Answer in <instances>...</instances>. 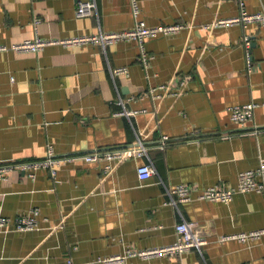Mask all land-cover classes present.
Returning a JSON list of instances; mask_svg holds the SVG:
<instances>
[{"label":"crops","instance_id":"1","mask_svg":"<svg viewBox=\"0 0 264 264\" xmlns=\"http://www.w3.org/2000/svg\"><path fill=\"white\" fill-rule=\"evenodd\" d=\"M249 12L264 0H243ZM91 15H75L76 0H0V43L62 39L117 31L134 23L130 0H95ZM149 26L184 23L148 37V65L134 39L98 45L48 44L38 51L0 53V163L143 146L144 155L107 162H63L53 178L37 169L0 179V216L39 210L38 227H0V264H64L127 247L150 249L175 239V224L196 223L207 243L180 255L130 257L119 264H264V233L240 241L220 237L264 229V192H236L228 203L199 199L166 203V187L231 185L264 158V24L203 28L239 13L238 0H137ZM35 19H38L35 22ZM251 39L248 71L242 37ZM127 66L128 74L111 68ZM164 84L166 89H159ZM156 87L153 94L150 88ZM121 98V104L116 101ZM254 102L243 126L227 107ZM136 111L117 114L122 109ZM255 130V131H254ZM154 168L139 178L137 166Z\"/></svg>","mask_w":264,"mask_h":264},{"label":"built area","instance_id":"2","mask_svg":"<svg viewBox=\"0 0 264 264\" xmlns=\"http://www.w3.org/2000/svg\"><path fill=\"white\" fill-rule=\"evenodd\" d=\"M239 1V13L232 18L215 19L209 23L202 25L203 28H211L214 26H223L230 23L247 26L251 23L264 24V10L249 12L244 8V1ZM131 11L134 17V23L130 28L117 31H98L90 34H78L62 39H44L41 37H33L23 39L22 41L12 44L0 43V53L3 51H38L48 44H61L63 46H80L86 44L98 45L105 49L120 40L134 39L138 42L140 51L138 54V61L142 66L148 65L150 55L146 52L143 41L148 37H156L159 35H167L180 31L185 27L184 23L174 22L170 24H160L149 26L138 19L140 8L137 0H130ZM96 8L95 0H76L75 15L78 17L91 15ZM38 19H35L37 22ZM242 43L245 49L246 68L251 71L254 68L250 49L251 39L245 34L242 37ZM112 75L128 74L127 66H116L111 68ZM159 89H166L162 84L158 85ZM156 87L150 88L149 92L153 94ZM121 104L122 99L116 101ZM255 103L250 101L242 104H234L227 107L229 118L234 123L243 126L247 121L253 117V110ZM136 111L122 109L117 112L121 115H131ZM255 131V130H254ZM145 149L143 146H124L105 150H94L88 153H75L60 155L55 153L52 146L48 144L43 156L29 160L14 161L8 163H0V179H5L7 172L17 170L24 172L29 177L33 178L37 169L46 170L53 178L56 177L59 166L66 161L84 159L89 162L106 161V167H110V163L116 160H124L135 156L144 155ZM137 175L139 178H149L154 174L153 166L148 163H141L137 166ZM264 192V158L260 157L255 167L241 170L237 173L236 182L231 185L214 184L208 185L201 189H196L186 183H177L175 185L166 187V203L175 204L180 201H186L191 198L193 192H196V197L199 199H207L212 201H219L228 203L236 192ZM39 210L37 208H30L26 213L16 215L14 217L0 216V227L4 228L11 226L15 231L25 232L36 229L38 227ZM196 223L193 221L180 220L175 224V239L172 243L155 247L150 249H134L127 247L121 254L103 256L98 255L92 259L80 262H74L67 259L64 264H119L130 257L150 258L155 255H180L192 248H197L201 251V247L207 243L204 236H201L196 230ZM264 233V229L254 230L248 233H238L234 235H226L220 237V240L229 238H236L240 241L247 239H257Z\"/></svg>","mask_w":264,"mask_h":264},{"label":"water","instance_id":"3","mask_svg":"<svg viewBox=\"0 0 264 264\" xmlns=\"http://www.w3.org/2000/svg\"><path fill=\"white\" fill-rule=\"evenodd\" d=\"M201 236H203V234L201 232H198Z\"/></svg>","mask_w":264,"mask_h":264}]
</instances>
